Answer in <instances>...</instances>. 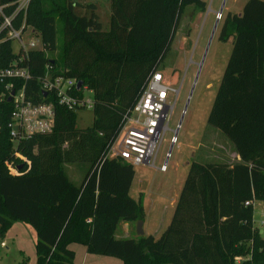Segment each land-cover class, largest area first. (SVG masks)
<instances>
[{
  "label": "trees",
  "instance_id": "obj_1",
  "mask_svg": "<svg viewBox=\"0 0 264 264\" xmlns=\"http://www.w3.org/2000/svg\"><path fill=\"white\" fill-rule=\"evenodd\" d=\"M189 5L207 6L204 0H111L110 27L103 30L93 4L87 5L91 14H81L73 0H30L27 21L44 49L30 53L27 94L42 99L39 78L53 63L56 74L92 90L94 111L93 125L79 128L77 110L57 104L52 132L15 145L7 126L11 104L1 106L0 235L15 222L32 226L36 264H76L72 244L124 264H264L255 255L236 261L246 243L264 252L253 205L264 201V0L228 13L219 33L233 48L208 122L242 161L192 162L161 236H115L120 222L144 221L146 211L130 194L135 167L107 154L170 51ZM71 162L88 165L80 185L66 173Z\"/></svg>",
  "mask_w": 264,
  "mask_h": 264
},
{
  "label": "rangeland",
  "instance_id": "obj_2",
  "mask_svg": "<svg viewBox=\"0 0 264 264\" xmlns=\"http://www.w3.org/2000/svg\"><path fill=\"white\" fill-rule=\"evenodd\" d=\"M82 5L78 8L81 14H91L92 9L87 5H95V12L99 16L103 30L110 27L111 0H74ZM206 9L194 10L193 6L184 9L176 36L171 49L160 65L159 71L176 74L179 77L177 87L181 86L179 98L170 122V129L162 140L155 164L135 166V178L131 195L142 200L147 211L146 235L154 232L163 222L172 218L173 208L171 200L180 194L189 173L192 162L213 163L224 162L216 158V152L232 145L226 135L208 122V117L215 100L224 70L228 63L233 48V41L219 40L220 29L227 16L226 13L217 11L222 5L232 8L233 12H241L247 0H205ZM218 22L216 32L215 25ZM61 28V25H59ZM62 35H58V46ZM38 41L33 34L27 40ZM58 57V56H57ZM59 58V57H58ZM84 98L93 101L91 89L84 91ZM94 111L91 107L77 109L76 124L79 128L93 125ZM177 142L174 143L176 131ZM170 153V155H169ZM167 163V170L162 171L161 166ZM69 178L80 185L87 173L88 165L84 162H71L65 164ZM256 202L255 227L262 232L264 238V201ZM254 201V202H255ZM254 205V203H253ZM144 222V221H143ZM139 221L131 222L132 232L126 235L122 232L124 222H121L116 231V237L137 238ZM84 254L75 251L76 264H92L85 262V256L104 259L102 264H124L116 257L101 256L87 253V248L81 245ZM7 250V249H6ZM244 255L236 258L237 262L256 257V262L264 261V252L258 247L245 245ZM14 253L6 254L1 260L4 264H14ZM25 264H32V259H25Z\"/></svg>",
  "mask_w": 264,
  "mask_h": 264
},
{
  "label": "built area",
  "instance_id": "obj_3",
  "mask_svg": "<svg viewBox=\"0 0 264 264\" xmlns=\"http://www.w3.org/2000/svg\"><path fill=\"white\" fill-rule=\"evenodd\" d=\"M29 3L30 0H0V109L4 100L11 104L7 126L15 145L52 132L57 104L70 110L93 108V101L84 98V91L90 88L84 84L79 87L75 78L56 74L53 63L46 65L45 74L39 78L42 99L27 94V83L32 78L30 53L44 49L41 35L27 21ZM30 34L38 41L27 40ZM5 45L10 46L8 52L3 51ZM178 80L177 73L166 75L159 70L149 78L107 157L121 158L134 167L154 166L164 136L172 131L170 122L181 89L177 87ZM161 170H167V163Z\"/></svg>",
  "mask_w": 264,
  "mask_h": 264
},
{
  "label": "crops",
  "instance_id": "obj_4",
  "mask_svg": "<svg viewBox=\"0 0 264 264\" xmlns=\"http://www.w3.org/2000/svg\"><path fill=\"white\" fill-rule=\"evenodd\" d=\"M189 6H193L194 10L198 11V9L195 5H189ZM223 7H224L223 12L226 14L236 13V12L232 11L231 7L226 6V5L225 6L222 5V7L220 9H217L215 12L221 11V9ZM241 12H238L237 14H240ZM110 16H111V14H110ZM230 40H232V39H230ZM216 158L224 161L222 163L228 164L230 166H233V165L240 163L242 161V159H241L240 155L238 154L233 143H232V145L228 144L227 146H225V148H221L218 152H216ZM219 163H221V162H219ZM133 182H134V180H133ZM132 185H133V183H132ZM131 190H132V187H131ZM131 190H130V194H131ZM179 195L180 194H177L171 200V207L173 208L172 218H173V215H174V212L176 209V205H177V202L179 199ZM256 202H259V201L254 202V209H255ZM145 211H146V208H145ZM254 215H255V212H254ZM146 217H147V211H146ZM146 217H145V220L143 223V230H144V227H146V225H147ZM172 218H171V220H172ZM171 220H169V222H166V223L163 222L161 225L157 226L156 229L154 230V232L151 233V235H154L155 237L161 236V234L167 229V227L171 223ZM254 223H255V221H254ZM132 230L133 229H132L131 222H124L122 232L125 233L126 235H129L132 232ZM262 232L263 231L260 230L261 235H262ZM144 235H146L145 231H144ZM115 236H116V234H115ZM122 237H124V236H122V235L118 236V238H122ZM37 240H38L37 232L32 226H30L26 223H23V222H15L8 229V231L5 233V235H0V264H4L3 260H1V258H3L9 252L14 253V257H15L14 264H25V259H27V258L32 259V264H36V261H37V254H36ZM80 246H81L80 244H72L71 248L74 250L80 251V253L83 256L85 251H83L84 249H81L82 247H80ZM103 260L104 259L91 258L89 255L85 256V262L90 261L92 264H102V262H106Z\"/></svg>",
  "mask_w": 264,
  "mask_h": 264
},
{
  "label": "water",
  "instance_id": "obj_5",
  "mask_svg": "<svg viewBox=\"0 0 264 264\" xmlns=\"http://www.w3.org/2000/svg\"><path fill=\"white\" fill-rule=\"evenodd\" d=\"M223 9H224V7L221 9V11L220 12H223ZM241 14V13H240ZM217 26H218V22L216 23V25H215V29H214V33L216 32V28H217ZM83 85V83L82 82H79L78 83V86L80 87V86H82ZM177 133H178V130L176 131V134H175V137H177ZM169 155H170V153H169ZM143 221L142 220H140L139 221V224H138V234H139V236H142V235H144V230H143Z\"/></svg>",
  "mask_w": 264,
  "mask_h": 264
}]
</instances>
